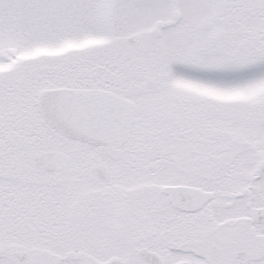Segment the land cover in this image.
<instances>
[{
  "label": "snow or ice",
  "instance_id": "1",
  "mask_svg": "<svg viewBox=\"0 0 264 264\" xmlns=\"http://www.w3.org/2000/svg\"><path fill=\"white\" fill-rule=\"evenodd\" d=\"M0 264H264V0H0Z\"/></svg>",
  "mask_w": 264,
  "mask_h": 264
}]
</instances>
